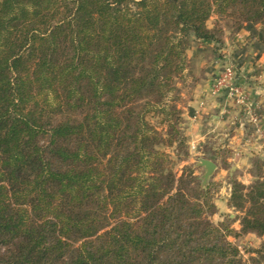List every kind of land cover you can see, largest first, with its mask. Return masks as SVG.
Segmentation results:
<instances>
[{"label": "trees", "instance_id": "obj_1", "mask_svg": "<svg viewBox=\"0 0 264 264\" xmlns=\"http://www.w3.org/2000/svg\"><path fill=\"white\" fill-rule=\"evenodd\" d=\"M215 15L264 46V0H0V264H246L209 189L174 171L176 82ZM255 171L229 206L263 237L264 156Z\"/></svg>", "mask_w": 264, "mask_h": 264}, {"label": "rangeland", "instance_id": "obj_2", "mask_svg": "<svg viewBox=\"0 0 264 264\" xmlns=\"http://www.w3.org/2000/svg\"><path fill=\"white\" fill-rule=\"evenodd\" d=\"M206 25L216 32L218 42L189 40L184 76L176 82L177 91L173 95L183 114V132L187 140V149L175 162L174 171L179 176L183 169H190L200 188L209 189L216 210L214 215H207L208 220L213 225L226 224L238 234L228 241L238 248L241 259L250 264L251 258L256 257L255 252L261 249L264 236L239 233L241 215L230 208L229 199L234 182L245 187L253 184L255 160L264 156V46L260 43L261 28L257 24L238 25L232 18L216 15ZM229 67L234 72V83L247 101L238 104L236 99L225 96L231 107L219 115V121L224 123L214 125L206 122L199 127L200 131L210 130L200 149L195 143L191 144L192 128L197 124V116H202L206 104L199 98L207 95L215 100L224 96L222 91L213 95L212 84ZM200 160L211 161L216 166L205 185L202 183L205 170L199 166Z\"/></svg>", "mask_w": 264, "mask_h": 264}, {"label": "crops", "instance_id": "obj_3", "mask_svg": "<svg viewBox=\"0 0 264 264\" xmlns=\"http://www.w3.org/2000/svg\"><path fill=\"white\" fill-rule=\"evenodd\" d=\"M199 99L201 101H205V103L208 105L206 106L205 104V108L202 109V116L200 115V116H197L196 118L197 124L196 126H193L192 128L191 144L195 143L196 147H199L201 149V147L203 146L204 138L207 135V131H210V130L204 129L200 131L199 127L206 122L208 123L210 122L214 125H216L217 123L223 124L224 121H219L220 120L219 115L222 111L228 112L229 111L228 108L231 107V104L229 100H226L225 96H222L218 99L213 100V99H209L207 95H202V98H199ZM203 112L205 114H203Z\"/></svg>", "mask_w": 264, "mask_h": 264}, {"label": "built area", "instance_id": "obj_4", "mask_svg": "<svg viewBox=\"0 0 264 264\" xmlns=\"http://www.w3.org/2000/svg\"><path fill=\"white\" fill-rule=\"evenodd\" d=\"M225 74L214 79L212 84V94L217 95L222 91L223 95L227 98H234L238 104H244L247 101L239 88L234 83L233 70L231 67L227 68L224 72Z\"/></svg>", "mask_w": 264, "mask_h": 264}, {"label": "water", "instance_id": "obj_5", "mask_svg": "<svg viewBox=\"0 0 264 264\" xmlns=\"http://www.w3.org/2000/svg\"><path fill=\"white\" fill-rule=\"evenodd\" d=\"M199 166L204 168L205 173L202 177V183L203 185L206 184V182L208 181L209 177L214 173V171L216 170V166L213 162L208 161V160H200L199 161Z\"/></svg>", "mask_w": 264, "mask_h": 264}]
</instances>
